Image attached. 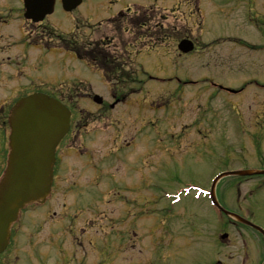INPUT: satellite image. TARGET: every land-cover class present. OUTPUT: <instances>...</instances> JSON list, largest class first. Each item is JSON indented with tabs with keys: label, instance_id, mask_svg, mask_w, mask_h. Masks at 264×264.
Here are the masks:
<instances>
[{
	"label": "rangeland",
	"instance_id": "rangeland-1",
	"mask_svg": "<svg viewBox=\"0 0 264 264\" xmlns=\"http://www.w3.org/2000/svg\"><path fill=\"white\" fill-rule=\"evenodd\" d=\"M110 1L111 0H84L75 10L71 12L63 10V6L59 1L53 14V18L55 20L54 25L59 29L66 30L75 22L77 18L91 22L98 19L99 16H107L115 8V6L110 4ZM251 1L248 4V9L244 7L239 8L240 3H231L230 5L225 6V10L228 11L226 13H229V16L223 18L218 16H206L205 18L203 17V20L200 16H188L179 19L171 18V24L172 22L176 21L178 29H171L167 39V44L163 46L161 54L168 57L170 56L171 58H173V56L177 57L173 52L175 51L173 50L175 47V42L181 37L189 36L193 39H196L195 41L198 43L200 49L191 53H187L181 57L180 65L177 71L178 75L182 77L183 80L190 78H205L209 81H221L222 83L230 85L234 76H237V78H242L245 74L244 76L259 75L261 81H264V65H262V63H264V28L256 25L252 17H249V21L245 22L242 15L243 10L249 9H252L254 12H256V14L258 11L264 12V0ZM209 9L210 11L218 10L213 9V7ZM214 12L218 11H211V13ZM54 20H52V22H54ZM200 20H202L203 32L208 31L206 34L208 37L205 36L203 38L204 34L198 30L200 24L198 21ZM259 21H264V18H259ZM183 24L185 27H182ZM48 25H51L50 21L48 22ZM83 25L84 23L80 22V28L77 30V38L79 35H81V32H85L86 34L89 33L88 29ZM93 29L95 30L92 33V36L101 33H113V30L105 26V24L94 27ZM153 32L154 31H151L150 35ZM45 34L47 37L46 39L51 40V44H56V41L59 40L58 35L60 33L57 31L50 32V30H48ZM116 34L119 35V31H116ZM219 34L222 36V38H224L225 35L228 37L233 35V39L236 40L238 45H234L232 41L230 45L233 46L226 48V50L229 51L228 53H225V49H223L222 54L217 55V57L214 58V51H210L211 44L207 41ZM125 35L133 36V34L130 32H127ZM139 35H142L140 31ZM154 35L163 36L164 34L154 33ZM145 39L151 40V38ZM67 41L73 43L74 39L69 37ZM248 42L260 43V45H248ZM146 53L147 52L145 50V54ZM144 59L145 61L143 64L145 67H148L147 70H149L151 73L164 75L168 74V72L171 70H174V67L164 69L150 66L152 64L150 63L149 59L146 57ZM51 60L53 59H50V61ZM73 63L75 65L77 60L73 61ZM167 64L168 62L166 65ZM156 65L158 66V61L156 62ZM173 65H178V63L175 62L171 66ZM247 65L250 68L244 67ZM228 66L232 67V72L226 70V67ZM78 67L80 68L81 64H79ZM139 68L144 69V66H140ZM92 76H96V74L92 73ZM142 78H145L144 74H142ZM178 88L179 86L176 82L158 83L145 81L143 92L141 91L137 95H134L130 99V102L134 103L136 106L145 104L144 107L148 106L151 101L152 103L154 102L163 104V101H158V99H161L160 97L162 95L171 94L172 91L177 92ZM145 89L149 90V94L152 95L155 100H151L153 97L147 96L148 101L145 102L144 100L146 98L144 100L143 98H140L144 95ZM183 90L184 96L181 97L182 100L175 99L171 106L174 109L184 107V113L180 114L178 111H175L170 114L171 120L165 123L160 122L161 126L156 127L158 128V132L160 130L164 132V137L167 138L168 136L177 140L175 142H165L167 148L170 147V152L173 153V155L166 151H161L158 159L155 158V168L152 169V174L154 183L156 185L161 188L168 189L173 186L177 187L188 182L191 184H197L198 186H203V188L208 186L210 187L212 183V177L219 171L224 170L225 168L244 167L245 164L243 161L248 162L246 164H249L252 163L249 158H258L259 153L257 156L256 151L252 150L251 153L248 154V148H250L249 150L256 147V149H258V146L249 144L247 142L246 133L242 131L239 133V127L237 123L234 122L236 119L231 118V112L227 110L229 108V106H227L229 99H226L223 94H217L213 96V94H216L215 89L211 87L208 82L202 84L198 83L197 85L187 84ZM261 94L262 97H264V90L261 92ZM249 98L245 97L244 102H246V100H254V96L252 94L249 95ZM10 100L12 102L14 99ZM130 102H123V104L120 105L122 110L130 112L132 109V111H134ZM262 102L254 101L252 104L257 105V103ZM8 109L9 108H7L5 111L0 110V125H5L4 119H6L7 123L9 114ZM139 114L140 115L138 116L137 123L134 127L136 130H139V137L152 136L153 138H156V136H153V134H157V131L154 130L155 127L150 124V120L143 116L141 112ZM143 114L146 115L145 113ZM200 116L201 119H198ZM199 121L201 124H196ZM186 124L190 126H186ZM90 127L94 128V124H91ZM128 131L129 129H124L121 131V133L124 135ZM117 132L118 131L116 130L114 136L117 134ZM105 135L106 133L103 130L97 131L95 139H92L94 142L93 144L96 145V148H99V141L100 139H103ZM178 140L185 142H183V144H185V149L183 146H181V143H179ZM186 147L189 150L186 151ZM227 152H230V154H227ZM230 157H233L231 158L232 163L226 162ZM234 157L243 161L240 162L236 158L234 159ZM81 160L82 158L77 157V162L75 163H79ZM74 167L75 166L73 164H70L68 168V171L70 170L67 177L69 180H71L72 174L75 172L73 170ZM110 172L113 176L117 174L115 167H112ZM111 174L108 173L107 176L113 178ZM124 174L125 173H122V175ZM234 179L235 178L231 179L230 177V179L224 180L220 191V199L229 209L232 208L229 205V198L230 201H232L235 196L241 200L243 197L247 198L246 195L250 193L252 183L255 180L258 181L257 179L244 181L241 185L236 186L238 190L237 194L234 196V192L232 190ZM94 180L96 179H90L87 173H80L79 181L82 184L86 186L91 185ZM97 195V192L90 191L89 196L87 193L82 196V200L92 201L97 197ZM262 197L263 193L260 192L255 198H250L248 203L250 209H252L253 212V215L251 214V218L264 225V200H261ZM60 201L62 203L65 202L64 199H61ZM237 202L240 204V207H244L246 210V206L242 201L238 200ZM174 207V210H170V212L166 211L167 217L170 218L168 223L171 224L172 240L169 249L170 255L168 257V264H205L207 261H211L212 256L215 254L218 255V258L226 260V255L229 252V247L227 246L228 241H230L231 244L233 242L237 243V246H239L241 244L239 240L241 238L239 236L249 234V230L244 226H237L240 227L239 231L233 227L231 228L233 229L232 231L229 229L228 239H225L223 242L226 244H217V246H213L211 248L208 246V243L214 242V233L216 229L218 230L220 228V226H212L213 220H211V218L208 216L211 214H213L214 217L216 216L211 204L206 201L187 198L184 203L180 205L176 204ZM235 207H237V205ZM163 213L164 212L161 213L160 217L163 216ZM147 217V214H142L140 215V220H144L145 223ZM140 223L142 222L140 221ZM143 229L144 228L139 229L140 235L147 234L148 230L146 231V229ZM33 233L44 234L45 236H48L50 232L42 229L41 227H36ZM63 236L69 239L70 233L68 232L63 234ZM173 236H175V239H173ZM251 236H253V239H255L254 234ZM185 242H190V244L186 246L184 245ZM97 244L98 243H95L93 246L88 245L87 248L84 249L86 250V255H84L82 252H79L78 256L85 258L87 264H99ZM68 245L69 241H63V239L62 241H59L57 246L58 259V256H61V253L64 254L62 250H66ZM179 254H182V256H179ZM9 261L11 264H13L15 257H10ZM227 261L230 262L229 257L227 258ZM23 264L29 263L24 262ZM47 264L57 263L53 260H49Z\"/></svg>",
	"mask_w": 264,
	"mask_h": 264
},
{
	"label": "water",
	"instance_id": "water-1",
	"mask_svg": "<svg viewBox=\"0 0 264 264\" xmlns=\"http://www.w3.org/2000/svg\"><path fill=\"white\" fill-rule=\"evenodd\" d=\"M181 47L188 51L193 45L187 40ZM14 113L13 150L0 183V250L19 208L48 192L54 147L68 124L66 110L44 96L29 98Z\"/></svg>",
	"mask_w": 264,
	"mask_h": 264
},
{
	"label": "flooded vegetation",
	"instance_id": "flooded-vegetation-1",
	"mask_svg": "<svg viewBox=\"0 0 264 264\" xmlns=\"http://www.w3.org/2000/svg\"><path fill=\"white\" fill-rule=\"evenodd\" d=\"M14 0H0V67L5 66V72L0 73V79L5 81H15L18 80L21 82L18 85H13L14 94H22V45H27L22 41V26L19 28L18 23L22 25V0H18L16 5H12ZM13 8V11H12ZM181 3L179 6L166 5L164 9H155L154 6L150 10L158 12L159 16L168 18L170 16L178 17L185 14L184 10H180ZM165 9L168 13H164ZM17 13L15 18L18 19V23L11 22L7 19V13ZM6 15V16H2ZM150 16L149 13L143 12L139 15L137 12L120 11L112 19V28L113 29H122L123 23L122 20L130 21L132 24H139V18L145 19ZM142 23H146L145 20ZM88 47L85 48L86 58L91 63H99L100 59L96 56L98 52H92L89 47V42L87 43ZM133 45V44H132ZM9 61L11 65H5V62ZM1 72V68H0ZM10 92V91H9ZM56 93V90L52 91ZM69 93H61V96L68 97ZM69 144V143H67ZM129 167H132L130 163ZM100 171V170H99ZM130 225H133L132 223ZM115 247L117 249V256L115 258V264H135V254L134 247L135 243L132 240V237L129 234H120V236L115 240Z\"/></svg>",
	"mask_w": 264,
	"mask_h": 264
}]
</instances>
